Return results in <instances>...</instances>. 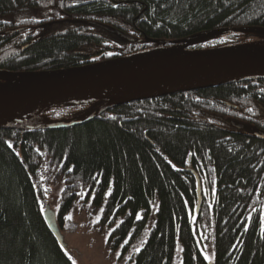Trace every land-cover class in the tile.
<instances>
[{"label":"trees","instance_id":"16d2710c","mask_svg":"<svg viewBox=\"0 0 264 264\" xmlns=\"http://www.w3.org/2000/svg\"><path fill=\"white\" fill-rule=\"evenodd\" d=\"M240 28L264 30V0H0V71L69 69ZM102 105L54 107L56 121ZM263 131L264 81L131 102L65 129L0 127V264H75L70 246L93 239L112 264H209V249L212 264H264Z\"/></svg>","mask_w":264,"mask_h":264},{"label":"water","instance_id":"95a60500","mask_svg":"<svg viewBox=\"0 0 264 264\" xmlns=\"http://www.w3.org/2000/svg\"><path fill=\"white\" fill-rule=\"evenodd\" d=\"M75 22L97 26L86 21ZM216 33L264 35V30L223 29L204 36ZM119 35L127 41H134L129 35L122 33ZM194 40L184 41L183 46L181 44L162 46L154 50L69 69L36 73L0 71V76L13 80L40 82L39 85L29 87L0 86V127L20 128L21 126L4 124L43 109L76 103L103 102L98 110L82 120L24 127L42 130L65 129L91 121L113 107L131 102L264 81V55L243 50L238 45L192 49ZM177 69L184 70L185 75L161 87L148 90L129 88L130 82L139 75ZM259 139L264 140V137L260 136ZM198 201L200 207V186H198ZM44 217L57 242L65 246L54 215L48 208L44 212Z\"/></svg>","mask_w":264,"mask_h":264},{"label":"rangeland","instance_id":"374dc122","mask_svg":"<svg viewBox=\"0 0 264 264\" xmlns=\"http://www.w3.org/2000/svg\"><path fill=\"white\" fill-rule=\"evenodd\" d=\"M221 35L217 36L216 39H209L206 40L209 36H203L198 39H195L193 41V46L196 45H206V44H213L215 42H222L223 44H230V45H248V46H257V47H263L264 46V40L263 41H255L250 39L249 37H253L254 35L258 34H247V33H219ZM264 38V35L263 37ZM184 44H181L183 46ZM162 47V45L160 46ZM63 110L59 111L57 108H51V109H43L41 111H38L36 113L27 115L22 117V119L7 122L4 125L5 126H21V127H31V126H39L44 124H50V123H56L57 119H60V113ZM73 109L66 112L69 115L73 113ZM84 111H88L84 109ZM92 112H86L82 119L88 117ZM67 122V121H66ZM73 239V236L71 237ZM101 243L99 240L93 239L92 243H89L87 245L83 244L82 241L76 240L70 246V252H72V259L75 262V264H97L100 261H104L105 264H112L110 261V256L102 250ZM206 260L208 262H212V251L210 249L208 250L206 254ZM108 261V262H107Z\"/></svg>","mask_w":264,"mask_h":264},{"label":"bare ground","instance_id":"6f19581e","mask_svg":"<svg viewBox=\"0 0 264 264\" xmlns=\"http://www.w3.org/2000/svg\"><path fill=\"white\" fill-rule=\"evenodd\" d=\"M221 34H211L206 40L209 39H216L217 36ZM239 48L243 50H250L258 52L262 55H264V46L263 47H257V46H248L246 45H239ZM185 75L184 70H165V71H159L154 73H145L142 75L137 76L130 82L131 89H140V90H148L155 87H161L163 85H166L167 83L177 79L178 77H181ZM40 82L38 81H17L13 80L8 77L0 76V86H7V87H29V86H35L39 85ZM1 119V116H0ZM22 119L16 118V120ZM259 139V138H258ZM261 140V139H260Z\"/></svg>","mask_w":264,"mask_h":264},{"label":"flooded vegetation","instance_id":"af4514ba","mask_svg":"<svg viewBox=\"0 0 264 264\" xmlns=\"http://www.w3.org/2000/svg\"><path fill=\"white\" fill-rule=\"evenodd\" d=\"M262 37H263V35H258V36L254 35L253 37H249V38L252 39V40L257 41V40L264 39ZM224 105L226 107H231L232 110L235 109V107L233 105H228L226 103ZM79 120H82V119H79ZM233 127H234V129L232 130V133H234V134H242V135H245V136H248V137H254L255 134H256V132L250 127H244L243 125H234ZM261 137H264V135H262ZM111 243H113V241Z\"/></svg>","mask_w":264,"mask_h":264}]
</instances>
